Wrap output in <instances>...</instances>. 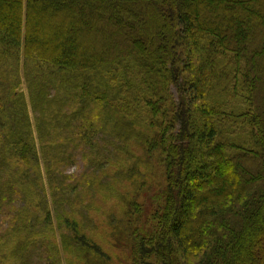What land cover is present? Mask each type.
Masks as SVG:
<instances>
[{
  "label": "trees",
  "instance_id": "1",
  "mask_svg": "<svg viewBox=\"0 0 264 264\" xmlns=\"http://www.w3.org/2000/svg\"><path fill=\"white\" fill-rule=\"evenodd\" d=\"M77 157L99 186L134 188L113 233L128 264H264V0H0V208L26 210L14 264H114L78 207L94 184L58 172Z\"/></svg>",
  "mask_w": 264,
  "mask_h": 264
},
{
  "label": "rangeland",
  "instance_id": "2",
  "mask_svg": "<svg viewBox=\"0 0 264 264\" xmlns=\"http://www.w3.org/2000/svg\"><path fill=\"white\" fill-rule=\"evenodd\" d=\"M21 71H23L22 68ZM20 81L21 85L18 87V92L25 93L29 98V88L23 76V73H21ZM28 110L32 122L38 157L40 159V171L42 175L40 181L47 188L49 207L51 210L52 220L55 223V205L52 201V197L48 189L50 180H48V174L46 172V166L44 163L43 145L40 141L37 131V119L35 113L30 107V104L28 105ZM55 132L58 133L59 130L55 131L53 128H50V133H52V135H47V137H49L48 139L46 137L47 140H45L46 147L49 145H55L58 141L61 142L60 132L54 137ZM49 153H51V155L54 157L58 154V151L53 149V151L50 150ZM113 162H115V159L113 160ZM86 165L87 163H84L81 157H77L73 162H68L67 164L60 163V165L58 166V172H60V175H62L61 178L64 182H75L77 184H81L82 187L87 188H90L91 185L94 184L93 188L91 189V193L88 194L89 196H86V200L85 195L81 194L78 204L79 208H81V205L83 204V212L89 215L91 219L88 226L89 235L93 240H96L105 248L114 264H128L129 253L123 250L120 245L116 244V238L115 236L113 237V233L114 229L117 226L116 223H118L119 220L123 219V214L127 210L126 206L118 197V191L132 198L134 197V188L131 186V183H129V178L125 175L118 176L116 179H114L113 181H116V184L115 182L104 183L103 180L101 182H103L104 185L101 183L99 186L97 182L103 179V176H105V174L103 172H100L97 177L98 180H95L92 169H90V167L87 169ZM125 165L126 164L124 163L123 167H125ZM113 166L107 167L109 172L106 173H110V171L115 167ZM35 170H37V168H35ZM92 179H94V181L90 182ZM24 201L25 198L22 195L17 199L16 202L14 201L6 207L0 208V264H14L15 262L14 259H11L9 256L15 246V239L11 240L10 236V224L20 219L21 215L26 214V210H24ZM139 201L143 202L144 199L140 197ZM78 207L77 210L79 211ZM28 216L30 217V219L33 218L31 217L33 216V214H30ZM78 218L82 219L81 217ZM61 264L80 263L75 259L74 256H68L62 253Z\"/></svg>",
  "mask_w": 264,
  "mask_h": 264
}]
</instances>
